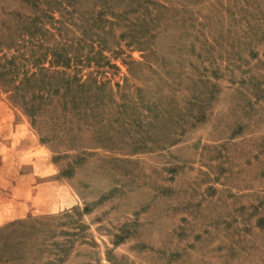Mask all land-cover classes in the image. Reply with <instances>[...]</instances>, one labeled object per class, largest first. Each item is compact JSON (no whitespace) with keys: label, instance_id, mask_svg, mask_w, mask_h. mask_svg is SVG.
<instances>
[{"label":"rangeland","instance_id":"obj_1","mask_svg":"<svg viewBox=\"0 0 264 264\" xmlns=\"http://www.w3.org/2000/svg\"><path fill=\"white\" fill-rule=\"evenodd\" d=\"M0 264H264V0H0Z\"/></svg>","mask_w":264,"mask_h":264}]
</instances>
